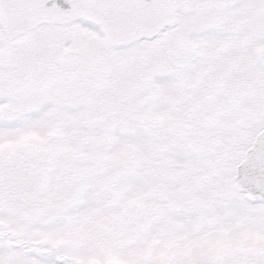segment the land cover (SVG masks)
<instances>
[{
  "label": "snow or ice",
  "instance_id": "1",
  "mask_svg": "<svg viewBox=\"0 0 264 264\" xmlns=\"http://www.w3.org/2000/svg\"><path fill=\"white\" fill-rule=\"evenodd\" d=\"M0 264H264V0H0Z\"/></svg>",
  "mask_w": 264,
  "mask_h": 264
}]
</instances>
